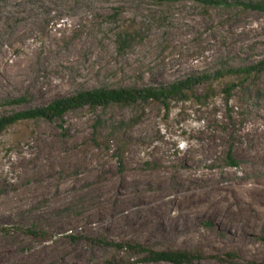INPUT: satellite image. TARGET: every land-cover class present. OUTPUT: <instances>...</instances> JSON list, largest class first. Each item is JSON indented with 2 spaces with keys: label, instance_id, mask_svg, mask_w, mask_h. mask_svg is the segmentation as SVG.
Listing matches in <instances>:
<instances>
[{
  "label": "rangeland",
  "instance_id": "rangeland-1",
  "mask_svg": "<svg viewBox=\"0 0 264 264\" xmlns=\"http://www.w3.org/2000/svg\"><path fill=\"white\" fill-rule=\"evenodd\" d=\"M262 60L258 11L195 0H0V101L31 98L20 109ZM227 84L169 109L85 108L0 134V264H102L117 255L103 240L203 255L190 264H264L199 205L165 232L140 222L136 211L146 202L175 213L186 196L215 185L231 192L228 199L243 190L264 195V74L230 95ZM11 110L1 107L0 116ZM34 229L49 240L32 238ZM249 236L264 251V224ZM141 258L128 255L124 263L171 264Z\"/></svg>",
  "mask_w": 264,
  "mask_h": 264
},
{
  "label": "trees",
  "instance_id": "trees-1",
  "mask_svg": "<svg viewBox=\"0 0 264 264\" xmlns=\"http://www.w3.org/2000/svg\"><path fill=\"white\" fill-rule=\"evenodd\" d=\"M158 3L176 0H153ZM205 7L224 9L237 8L243 11H258L264 13V0H195ZM264 74V60L253 65L240 68H227L214 74L201 76L191 75L173 83L146 87L95 88L79 91L76 94L55 100L46 107L20 109L31 102L29 97H14L0 101L1 107L11 108V113L0 116V134L10 127L26 121L45 120L50 123L63 121L64 117L85 108L91 111L107 110L111 107H137L149 103L159 104L165 109L173 102H188L193 99L201 101L207 99L216 83L223 80L228 82L226 94H231L234 87L242 88L245 84L254 82ZM208 87L205 95L198 93L199 88ZM210 90V91H209ZM231 167L238 163L231 159ZM28 234L40 241L49 240L47 232L43 230H29ZM93 242H97L91 240ZM99 243V241H98ZM101 245L114 249L117 255L102 264H126L124 257L128 255L141 256V261L150 263L190 264L202 259L203 255L196 251L163 250L154 251L140 243H117L115 241L100 242ZM123 256V257H122Z\"/></svg>",
  "mask_w": 264,
  "mask_h": 264
},
{
  "label": "bare ground",
  "instance_id": "bare-ground-1",
  "mask_svg": "<svg viewBox=\"0 0 264 264\" xmlns=\"http://www.w3.org/2000/svg\"><path fill=\"white\" fill-rule=\"evenodd\" d=\"M261 153L262 151H257V159H261ZM261 192L260 189L243 190L241 194L228 199V193L231 192L215 185L206 191L186 196L187 204L180 206L175 213L170 206L162 204L161 211H157L146 202L139 203L136 211L140 222L145 225H158L160 231L165 232L182 226V220L189 214L190 208L199 205L202 212L216 215V223L229 230L231 240H238L253 258H263L264 251L249 236L264 224V195ZM131 225L138 229L134 223Z\"/></svg>",
  "mask_w": 264,
  "mask_h": 264
}]
</instances>
